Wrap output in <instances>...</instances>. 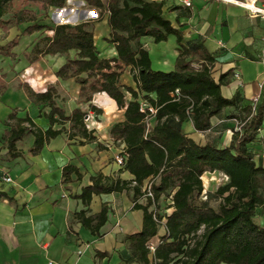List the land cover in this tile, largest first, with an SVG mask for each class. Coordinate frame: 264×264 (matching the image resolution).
<instances>
[{
  "label": "trees",
  "instance_id": "16d2710c",
  "mask_svg": "<svg viewBox=\"0 0 264 264\" xmlns=\"http://www.w3.org/2000/svg\"><path fill=\"white\" fill-rule=\"evenodd\" d=\"M91 8L108 14L110 36L106 40L115 46L117 55L101 56L95 42L94 20L77 24L40 23L36 6L43 9L66 7L68 0H0V29L23 22H34L24 33L50 31L26 54L30 62L41 56L67 55V61L57 70L61 78H74L80 88V102L90 103L96 115L102 113L93 103L97 93L105 92L124 109V120L111 130L115 142H123L126 156L123 169L134 175L132 180L112 178L100 173L91 177L92 183L73 195L81 199L85 209L76 212L73 221L80 222L92 234L102 236L101 228L108 220L109 207L100 213L89 214L93 196L127 192L134 209L143 210L140 231L128 234L123 241L129 250V264H264V225L256 221L259 211L264 213V166L255 160L250 146L258 138L264 124V83L260 100L247 99L240 90L232 97L222 93L234 77L231 68L214 77L217 57L203 40H186L165 14L166 0H80ZM15 2L28 4L6 18ZM100 16L97 21H102ZM174 35L179 52L174 69L152 68L149 51L141 41L145 36L155 42ZM18 44L14 39L0 46V53L12 56ZM74 52V57H69ZM129 70L136 87L122 82ZM28 98L35 104L50 108L46 113L49 127L43 129L29 116L19 117L13 110L6 124L8 154L12 158L23 155L17 143L28 135L34 136L29 152L38 155L45 145L63 133L69 123V138L80 136L95 141L94 130L85 121L88 111L75 108L70 114L57 104L58 91L53 85L45 92H36L28 82H20ZM8 88L0 76V94ZM178 91V92H177ZM142 102L156 109L153 115ZM231 108L228 118L235 119L231 143L219 147L214 143L199 144L184 129L192 120L199 132L212 128V118ZM154 120V123H153ZM222 172L229 181L215 192L221 198L217 208L203 199V176L207 172ZM82 176L79 168L68 164L63 168L62 181H72V175ZM152 181L154 199L145 197V186ZM0 198L14 202V198L0 189ZM144 198L145 202L140 203ZM172 199V203L169 199ZM167 201V206H162ZM165 220V227L161 221ZM164 232L161 233V230ZM158 242L152 253L149 245ZM97 257L109 256L97 251Z\"/></svg>",
  "mask_w": 264,
  "mask_h": 264
},
{
  "label": "crops",
  "instance_id": "0c3cea01",
  "mask_svg": "<svg viewBox=\"0 0 264 264\" xmlns=\"http://www.w3.org/2000/svg\"><path fill=\"white\" fill-rule=\"evenodd\" d=\"M189 1L190 5L186 0H166V16L181 28L186 40H203L217 57L213 74L216 80L221 73L234 69L231 84L222 86L224 96L232 97L240 90L247 99L257 103L264 83V17L252 14L240 4L247 0ZM254 1L257 6H264V0ZM94 10L97 13V9ZM95 25L96 44L104 39L109 47L106 40L110 36L108 14L102 21L95 20ZM12 31L0 29V46L11 40ZM42 33L37 31L26 53L45 35ZM116 55L113 45L109 55L101 56ZM65 56L46 55L34 62L26 57L15 64L11 72L0 69V76L8 84L5 93L0 94V189L15 200L0 198V264H129L125 261L129 250L123 239L142 228L143 210L134 209L132 193L127 192L93 196L89 214L100 213L105 204L109 207L108 220L101 228L102 236L92 234L80 222L73 221L74 214L86 208L82 200L73 195L90 185L92 176L102 173L112 178L134 179V175L116 161L125 144L115 142L110 133L116 122L124 120L125 110L107 93H97L93 97L92 103L102 110L97 115L100 121H95V141H86L80 136L69 138V123L57 124L56 129L65 127L63 133L47 143L40 154L29 152L33 135L17 143L22 156L12 158L8 154L5 136L10 127L6 121L13 110H17L19 117L29 115L43 129L50 125L45 115L50 108L31 101L19 87L20 82H28L36 92H45L49 86H55L57 104L66 114L77 107L89 112L90 103L80 102L81 86L75 79L56 75L67 61ZM126 74L127 79L122 82L136 87L129 70L123 76ZM231 111L227 108L213 117V126L206 132L197 131L191 119L184 123V129L199 144L210 142L219 147L228 146L232 140L231 128L237 127V121L228 118ZM90 112L88 115L93 118L95 112ZM250 146L256 162L264 166V124ZM68 164L78 167L82 176L78 178L73 174L71 182L63 183V168ZM6 176H11L12 181H4ZM144 202L142 198L140 203ZM97 251L108 252L109 256L97 257Z\"/></svg>",
  "mask_w": 264,
  "mask_h": 264
},
{
  "label": "rangeland",
  "instance_id": "374dc122",
  "mask_svg": "<svg viewBox=\"0 0 264 264\" xmlns=\"http://www.w3.org/2000/svg\"><path fill=\"white\" fill-rule=\"evenodd\" d=\"M27 7L28 4H23L22 2H15L12 6L10 13L6 16V18L12 17L13 13L21 10L23 7ZM37 11L39 12V19L38 21L43 24L47 25H56L58 23H71L77 24L87 20H94V32L96 31L95 20H98L100 16L105 18L107 14L104 11L98 10L97 13L94 8L89 7L80 0H68L66 7L62 9H55V8H48L43 9L40 6H36ZM34 22H23L19 24L9 25L5 28H1L3 32L8 30L12 31V37L9 42L14 39H18V44L13 48V52L17 54V58L15 59L12 56L1 55L0 57V69L3 71H13L14 65L19 64L22 60H24L26 56V51L29 49V45L32 41L35 40L37 36V31L33 33H24L25 29L33 24ZM42 34H52L50 31H43ZM142 41L149 51L151 61H152V68L156 70H165L169 71L175 68L176 60H177V40L174 35H171L167 40L162 42H155L153 38L149 36H145L142 38ZM8 42V43H9ZM7 43V44H8ZM98 49L102 56H106L110 54L111 48L113 44H109L104 40H98ZM75 53L71 52L69 57H74ZM20 58V59H19ZM68 59L67 56H65ZM11 67V68H10ZM128 70V69H127ZM132 75V74H131ZM127 79L126 76L122 77V80L125 81ZM258 86V84H256ZM91 113L90 110L88 112ZM86 119V118H85ZM100 121L99 116L95 115L94 117L86 122L90 129L95 130L96 123L95 121ZM86 121V120H85ZM236 125L238 123L236 122ZM27 143V140L24 144ZM204 181V192H203V199L207 201L209 205L214 208L219 207L221 203V198L216 195L217 189L226 184L229 179L222 173V172H207L203 176ZM167 201L163 202L162 206H167ZM256 221L264 225V213L259 211L258 216L256 217ZM153 242H158V237L153 240Z\"/></svg>",
  "mask_w": 264,
  "mask_h": 264
},
{
  "label": "built area",
  "instance_id": "2783aa9c",
  "mask_svg": "<svg viewBox=\"0 0 264 264\" xmlns=\"http://www.w3.org/2000/svg\"><path fill=\"white\" fill-rule=\"evenodd\" d=\"M186 3H187L188 5H190V1H189V0H186ZM240 4H241L243 7H245L246 9H248L252 14H258V15H261V16L264 17V6H257V5H256V2H255L254 0L243 1V2H240ZM177 92H178V91H177ZM146 108L149 109V111L151 112V114L154 115V114L156 113V109H155V108L149 106V105H148L147 103H145V102H142L141 110L144 111ZM90 119H92V116H89V115H88L87 118H86L85 120H86V122H88V121H90ZM87 126H88V128H90V126H89L88 124H87ZM125 159H126V156H124V155H120V154L116 157V161H117V163H118L120 166H123V165H124V163H125ZM223 174H224V173H223ZM224 175H225V174H224ZM225 176L227 177V179H229L227 175H225ZM4 181H6V182H11V181H12L11 176H6V177H4ZM144 190H145V197H146V198L149 197V198L154 199V192H153V190H152V181H148V182H147V184H146ZM169 200H170L171 203L173 202L171 198H170ZM161 224H162L163 227H165V226H164V225H165V220H162V221H161ZM155 245H156L155 242H151L150 245H149V248L151 249V252H152V253L155 251ZM51 264H52V263H51Z\"/></svg>",
  "mask_w": 264,
  "mask_h": 264
},
{
  "label": "water",
  "instance_id": "95a60500",
  "mask_svg": "<svg viewBox=\"0 0 264 264\" xmlns=\"http://www.w3.org/2000/svg\"><path fill=\"white\" fill-rule=\"evenodd\" d=\"M61 24V23H60Z\"/></svg>",
  "mask_w": 264,
  "mask_h": 264
}]
</instances>
